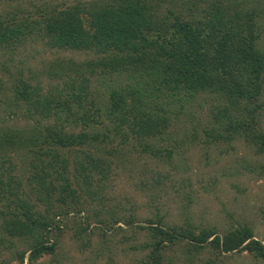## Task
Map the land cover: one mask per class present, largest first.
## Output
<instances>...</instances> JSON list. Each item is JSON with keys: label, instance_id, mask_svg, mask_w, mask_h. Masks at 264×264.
Returning a JSON list of instances; mask_svg holds the SVG:
<instances>
[{"label": "trees", "instance_id": "obj_1", "mask_svg": "<svg viewBox=\"0 0 264 264\" xmlns=\"http://www.w3.org/2000/svg\"><path fill=\"white\" fill-rule=\"evenodd\" d=\"M188 2L76 1L47 9L38 18L31 14L23 19L0 16V50L39 40L53 49L91 52L96 61H69V69L77 76L85 70L93 77L97 69L105 67L111 69L110 75L129 80L127 87H109L100 99L92 95L89 77L78 84L77 79H71L68 91H51L48 96L39 85L24 79L14 86L16 101L28 106V116L34 118L29 114L32 109L43 120L37 121L35 129L5 133L1 147L21 154L22 161L34 157L39 162L40 172L34 180L40 187L35 198L59 208L53 217L38 210V204L32 203L23 189L22 179L14 174L17 166L12 156L7 155L5 163L10 170H0V232L29 243L18 255L19 264H36L45 256L62 264L56 256L57 236L64 221L66 228L75 226L80 235L89 237L95 231L107 236L120 223L134 225L132 216L123 220L116 214L107 215L106 198L94 189L95 173L100 175L96 181L100 183L109 179L111 168L101 155V146L112 143L113 136L118 137L130 124L145 152L171 161L174 151L155 149L148 140L161 134L159 127L170 122L166 108L175 97L180 98L174 102H189L208 94L220 103L226 101L219 109L225 123L220 129L228 138L239 136L253 144L264 158L260 125L264 109V5L249 0H215L209 8L199 10ZM52 117L55 123L50 124ZM72 122L81 130L74 131ZM214 134L212 137L225 139L220 130ZM67 152L74 155V179L81 191L73 187ZM97 202L99 211L93 209ZM146 223L137 227L147 231L149 239L144 248L149 253L141 264H164L169 252L179 250L189 256L188 262L198 259L204 264H222L224 258L244 252L264 261V243L254 239L247 226L221 236L189 222L170 225L160 216ZM202 255L207 256L205 261Z\"/></svg>", "mask_w": 264, "mask_h": 264}, {"label": "rangeland", "instance_id": "obj_2", "mask_svg": "<svg viewBox=\"0 0 264 264\" xmlns=\"http://www.w3.org/2000/svg\"><path fill=\"white\" fill-rule=\"evenodd\" d=\"M76 1L92 3L100 0H0V16L4 19L13 16L23 19L31 14L38 18L47 9L72 5ZM188 1L189 6L195 4L203 10L215 0ZM252 1L264 5V0H249ZM262 25L264 27V18ZM262 45L264 47V33ZM91 60H97L91 52L53 49L39 40L0 50V140L10 131L35 129L37 123L43 120V117L35 116L32 109L29 114L32 113L34 118H30L28 106L16 101L14 86L19 79L39 85L47 96L51 91H68L71 79H77L78 84L80 79L89 75L84 70L77 76L67 63L84 64ZM96 71L97 74L89 77L90 91L95 97L103 98L109 87H127L128 78L110 75V68ZM179 98H170V105L166 108L170 122L159 127L161 134L157 133L148 140L155 149L165 151L169 148L174 151L171 161L145 152L130 124L122 128L118 137L113 136L112 143L101 146V155L111 168L109 179L99 184L96 181H99L100 175L95 173L94 189L106 198L105 208L110 211L107 215L116 214L123 220L132 216L134 225L120 223L107 236L95 231L89 237L80 235L75 226L66 228L64 224L67 221H64L63 231L57 236L56 256L62 264H141L149 253L144 249L149 239L147 231L137 227L145 226L147 219H156L157 216L170 225L184 226L189 222L214 230L221 236L247 226L253 231L254 239L264 243V158L257 154L253 144L239 136L228 138V133L220 129L225 123L219 109L226 101L220 103L216 96L204 94L189 102H174ZM50 120V124L55 123L53 117ZM70 125L76 132L81 130V127H74L73 122ZM260 125L264 131V109ZM215 130H220L225 139L212 137L216 136ZM207 131L211 135L207 136ZM7 155L12 156V162L17 166L14 174L22 179L23 189L30 201L38 204L37 208L43 215L53 217L59 209L58 205L49 207L35 198L40 187L34 180L40 172L39 162L34 157L22 161L21 154L2 149L0 144V170L5 172L10 170L5 163ZM69 155L73 187L81 191L74 179V174H77L74 155ZM31 179L36 183H31ZM93 209H101L98 202L93 203ZM60 219L58 217L57 220ZM28 247V242L0 232V264H19V253ZM184 253L182 250L169 252L164 264H204L198 259L188 262L189 256ZM202 258L205 261L207 256L202 255ZM55 261L54 257L45 256L36 264H56ZM222 264H264V261L253 259L244 252L224 258Z\"/></svg>", "mask_w": 264, "mask_h": 264}]
</instances>
